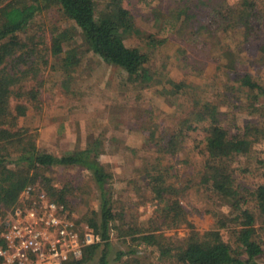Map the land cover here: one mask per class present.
<instances>
[{
	"label": "trees",
	"instance_id": "1",
	"mask_svg": "<svg viewBox=\"0 0 264 264\" xmlns=\"http://www.w3.org/2000/svg\"><path fill=\"white\" fill-rule=\"evenodd\" d=\"M103 1L104 8L98 13L97 0H0V207L17 205L21 193L31 187L33 193L44 192L51 200L64 204L71 214L66 190L57 189L42 171L51 166H76L89 172L91 183L97 188L99 209L93 211L84 223L99 235L101 241L84 247L79 259H68L64 264H90L94 260L97 264H107L114 231L119 237H129L124 241L157 247L163 257L178 264H260L257 258L262 248L255 214L247 207L238 208L237 204L245 199L240 191H248L250 199L243 202H253L254 207L264 214V183L256 184L251 190L242 189L235 181L232 166L237 157L248 155L264 135L260 122L245 119L238 124L235 117L237 111L255 114L260 113L261 106L264 107V102H259L261 97L264 99V86L257 80L246 79L236 68L248 56L245 48L257 42L264 47V15L252 2L238 8L227 0H175L172 7L152 10L153 16L161 20L159 30L149 31L141 44L130 46L124 38L134 30L135 22L123 0ZM52 9L72 27L53 32L50 45L45 42V37L25 29L37 22V14ZM224 26L241 30L239 44L234 49L222 46L217 52L207 50L212 35ZM160 30L177 37L185 48L203 51L207 59L216 61V79H225L223 88H215L214 100L191 95L185 128H202L205 131L204 140L195 143L199 151L193 150L202 158L196 177L194 175L184 184L174 185L168 179L174 164L168 167L159 164L153 166V170L147 169L142 179L144 188L150 191L151 200L164 204L155 216L161 227L171 229L185 224L187 232L182 237L167 236L160 230L162 228L140 230L129 223L117 224L115 199L110 188L111 173L99 161L96 143L62 155L41 150L37 146L36 133L18 125V114L28 105L12 103L15 99H24L28 104L37 101L39 91L35 82L49 53L61 55L63 64L68 67L74 65L79 57L78 49L68 42L74 37V32L90 51L120 67L139 85L148 86L155 81L157 73L149 65V50L167 40L157 36ZM199 63L192 67L193 71ZM237 86L250 92L245 100L236 95ZM187 93L190 97V92ZM220 99L229 105L228 110L220 109L217 102ZM152 135L150 131V138ZM185 138L184 128L180 126L149 142L161 157H167L182 149ZM38 179L41 181L39 187L33 185ZM190 187L196 192L213 193L221 201L234 199L237 211L230 228L232 243L224 241L217 228L200 232L187 219L188 211L180 202V196ZM117 215H122V211ZM76 221L82 222V218H76ZM136 246L125 251L117 250L115 264H119L123 254L135 253Z\"/></svg>",
	"mask_w": 264,
	"mask_h": 264
},
{
	"label": "rangeland",
	"instance_id": "2",
	"mask_svg": "<svg viewBox=\"0 0 264 264\" xmlns=\"http://www.w3.org/2000/svg\"><path fill=\"white\" fill-rule=\"evenodd\" d=\"M227 1L238 8L252 2L264 15V0ZM174 4L175 0H123L124 7L135 22L134 30L124 38L125 43L130 46L141 44L149 31L159 30L161 20L153 16L152 10L172 7ZM97 8L98 13L103 10V0H97ZM71 27L70 22L52 9L37 14V22L30 24L25 31L36 32V35L45 37V42L52 45L53 32ZM157 36L166 37L167 40L149 50V65L157 73L155 81L148 86L139 85L120 67L90 51L74 32V37L68 41L78 49L79 57L74 65L68 67L63 64L61 55L49 53L35 82L39 91L37 101L28 104L24 99L12 100L13 104L28 105L20 110L18 125L36 133L37 146L41 150L62 155L96 143L98 159L111 173L110 188L115 199L113 204L117 224L123 226L129 223L140 230L162 228L155 216L157 210L164 208V204L152 201L150 191L143 186L142 179L147 169L153 170L152 167L159 164L165 167L174 164V169L168 174V179L174 185L184 184L200 171L202 158L194 151H199L195 143L204 140L205 131L202 128H185L191 95L214 100L215 88H223L225 84V79H216V61L207 59L203 51L185 48L177 37L165 30H160ZM241 36V30L237 27H221L212 35L207 50L217 52L222 46L234 49ZM260 46L257 42L245 48L244 52L248 56L236 68L246 79L257 80L264 86V47ZM196 63L199 65L193 71L192 67ZM235 91L241 100H245L250 93L239 86L235 87ZM187 92H190V97ZM217 102L220 109L228 110L229 105L223 100ZM259 102L263 103L264 99L261 97ZM235 117L238 124L248 119L260 122L264 127L263 106L260 113L249 114L242 110L237 111ZM180 126L186 134L182 149L175 155L161 157L149 140L168 135ZM150 131L153 133L151 138ZM232 168L235 181L242 189L251 190L256 184L264 183V135L252 146L248 155L235 159ZM42 173L51 179L57 189L66 190L72 214L82 218L83 223L93 211L99 209L97 188L91 183L87 170L76 166H51ZM40 183L38 179L33 185L39 187ZM192 187L180 196V202L188 211L187 219L200 232L217 228L226 242L233 241L230 228L236 206L253 210L262 248L257 260L264 264V214L254 207L253 202H243L250 199L248 191L243 193L241 190L245 199L234 205V199H230V202L221 201L213 193L203 190L196 192ZM10 208L0 207V211ZM120 210L122 215L119 216ZM163 228L160 230L167 236L182 237L187 232L185 224L171 229ZM117 235V231L111 235L107 264L116 263L114 257L117 250L135 248V244L137 251L123 254L119 264L124 261L126 264H178L163 257L157 247H145L137 241H124L129 237ZM95 261L90 264H97Z\"/></svg>",
	"mask_w": 264,
	"mask_h": 264
},
{
	"label": "built area",
	"instance_id": "3",
	"mask_svg": "<svg viewBox=\"0 0 264 264\" xmlns=\"http://www.w3.org/2000/svg\"><path fill=\"white\" fill-rule=\"evenodd\" d=\"M20 198L0 214V264H64L100 243L98 234L44 192L27 187Z\"/></svg>",
	"mask_w": 264,
	"mask_h": 264
}]
</instances>
